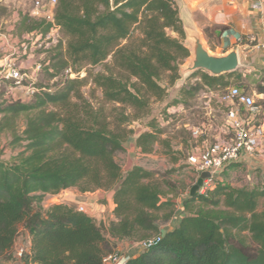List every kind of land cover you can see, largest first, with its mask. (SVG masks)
Masks as SVG:
<instances>
[{
	"label": "trees",
	"instance_id": "trees-1",
	"mask_svg": "<svg viewBox=\"0 0 264 264\" xmlns=\"http://www.w3.org/2000/svg\"><path fill=\"white\" fill-rule=\"evenodd\" d=\"M54 15L67 43L52 59V77L104 65V73L88 78L101 90L104 104L118 107L111 115L95 108L81 93L89 79L79 77L66 78L54 92L40 86L29 103H0V136L9 133L15 143L27 142L13 162L0 161V253L13 248L26 222L31 245L25 264H105L118 243L158 235L157 246L126 264H264V185L238 188L218 179L207 195L189 196L178 226L162 233L161 225L177 211L175 200L168 199L172 193L163 190L155 172L134 166L125 173L116 161L132 133L126 126L167 98L163 79L175 85L180 65L191 57L176 1L58 0ZM51 29L46 20L21 13L15 33L46 37ZM198 76L180 89L170 107L192 110L201 93H223L235 85L247 94L238 71L221 76L200 71L190 78ZM257 92L264 95V86ZM21 119L22 136L17 132ZM163 134L156 127L140 134L136 147L151 154ZM69 189L113 195L116 221L107 225L108 236L96 219L67 204L31 213L47 195Z\"/></svg>",
	"mask_w": 264,
	"mask_h": 264
},
{
	"label": "rangeland",
	"instance_id": "rangeland-1",
	"mask_svg": "<svg viewBox=\"0 0 264 264\" xmlns=\"http://www.w3.org/2000/svg\"><path fill=\"white\" fill-rule=\"evenodd\" d=\"M36 0H0V8L5 9L0 12V62L7 56L8 53H14L22 66L28 71L36 64L42 65V73L40 74L36 83V88L46 87L52 92L59 90L62 87V83L66 80L65 73H61L58 77L53 78L52 74L54 70L52 68V59L57 55V49L59 45H62L64 51L67 43V38L59 32L55 36V42L48 41L37 42L27 39V34L19 37L15 33L16 25L19 22L18 15L30 14L33 9ZM39 19V18H37ZM170 36L175 37L176 34L169 31ZM178 37V36H177ZM43 44L40 46L39 44ZM50 44V45H47ZM184 44L191 46L187 40H184ZM205 47L208 49L207 45ZM192 53L190 60H192ZM185 60V61H186ZM110 61V60H109ZM185 61L180 65V79L175 85L170 86L168 79L165 77L162 81V85L167 88L168 96L163 102H153L150 114L139 120L132 121L127 127L128 131L132 133L129 135L128 140L124 143V150L116 154V161L121 166L122 170L126 171L130 167L140 166L147 170L156 173L159 181H161L163 190L170 192L172 195L168 199H174L179 201L177 205V212L179 213L183 207L184 201L190 196L192 187L197 182V172L188 163L190 155L196 153L197 147H199L202 141L207 138L213 141L215 135H217V129L222 128L224 123V110L220 103H218V97L221 92H214V97L209 92H203L195 102V107L192 110L184 111L183 107H170V105L179 97L180 89L183 87V83H194L195 79H191V75L186 78L187 73L181 71V66L185 64ZM191 66V63H190ZM105 72L104 65H98L95 67H88L78 73H73L74 77L70 79H84L89 76H94L99 73ZM193 75V74H192ZM88 83L81 89V93L89 103L95 108L104 107L106 114L111 115L113 108L118 106H112L104 104L102 100V92L92 84V79L88 78ZM257 78L253 76L246 81L248 87L247 94L253 96V90H257L256 85ZM233 82V81H232ZM234 87L242 89L240 86ZM22 97V100L19 98ZM207 99H211V110L206 106ZM20 100L23 102H31L33 96L26 95L24 91H14L11 85H6L0 91V103L6 104L11 101ZM78 100L74 99V102ZM261 105L262 101L257 102ZM194 104V103H193ZM262 106V105H261ZM127 113H131L127 110ZM215 116L216 121L211 125L207 135L203 140H195L191 136V128L201 125H207L208 117ZM1 120V116H0ZM162 129L163 135H160L159 142L156 143L154 152L151 154H142L140 150L135 146V139L138 138L136 134H143L146 132L154 131V129ZM25 129V120L21 119L18 124L17 132L22 136ZM214 137V138H213ZM27 142L20 141L15 143V138L11 134H3L0 136V161L13 162V160L21 153L26 151ZM171 150V151H170ZM171 152V154H169ZM176 161V162H174ZM221 177V175H220ZM238 179V178H237ZM240 179V178H239ZM242 180V179H241ZM242 182V181H241ZM239 181L234 182L236 185H244ZM68 191V190H66ZM63 191L59 195H47L41 205L34 204L31 208V213L45 214L46 210L55 204H67L77 209L80 204H88L92 207H96L97 204L103 203L107 207V203L111 193H105L103 191H96L90 195L83 196V193L79 189H71L70 192ZM68 194H66V193ZM74 192V193H73ZM99 192V193H98ZM85 194V193H84ZM95 194V195H94ZM81 195L84 197H81ZM175 196V197H174ZM177 204V203H176ZM111 217V212L106 208L105 222L101 217V224L103 226L106 236H108V224ZM99 219V220H100ZM129 243V242H125ZM31 245V236L28 229V224L25 222L19 226V233L17 240L13 248L5 253H0V264H25V254L29 252ZM23 249L25 254L20 255V250ZM127 247L123 245V249L119 254L126 256Z\"/></svg>",
	"mask_w": 264,
	"mask_h": 264
},
{
	"label": "crops",
	"instance_id": "crops-1",
	"mask_svg": "<svg viewBox=\"0 0 264 264\" xmlns=\"http://www.w3.org/2000/svg\"><path fill=\"white\" fill-rule=\"evenodd\" d=\"M179 8L180 17L186 33H194L201 38L202 43L207 45L208 51L217 57H224L232 51H236L239 55L240 68L238 72L243 74L247 81L252 76L257 78L256 85L264 86V4L260 11L253 8V5L258 0H175ZM264 3V0H262ZM20 14L18 15L19 19ZM174 38H178L177 35ZM187 40V38H186ZM189 48V47H188ZM190 59V58H189ZM1 63V62H0ZM191 60L185 61L181 66V71H185L190 67ZM192 74H186V78ZM198 80V79H197ZM195 79V81H197ZM185 81L183 79L179 80ZM186 83L182 82L181 86ZM22 91V90H19ZM14 92V91H13ZM209 92L213 98V91ZM253 97L257 102L264 101V95L258 94L257 90H253ZM26 94V93H25ZM22 100V97H19ZM218 101V100H217ZM219 103V101H218ZM223 109L225 107L221 104ZM261 108L258 119L264 117V106ZM225 113V110H224ZM225 118V116H224ZM215 138L221 136L222 129H217ZM214 138V137H213ZM214 138V139H215ZM137 139V138H136ZM135 139V140H136ZM202 140H200L201 142ZM136 146V141H135ZM198 151V147L196 152ZM137 166V165H136ZM127 169V172L131 169ZM238 178V179H237ZM240 178V179H239ZM242 179V180H241ZM222 182L231 184L233 187H259L264 185V143L253 155L244 154L239 161L232 164L226 169L219 178ZM239 181L244 185H236L234 182ZM69 189L66 192H70ZM65 192V193H66ZM74 193V192H73ZM99 193V192H98ZM105 193V198L107 193ZM68 194V193H66ZM85 193L83 196L90 195ZM92 195V194H91ZM95 195V194H94ZM81 195V197H83ZM83 197V198H84ZM108 198V197H107ZM177 205L179 201H175ZM97 204L95 212L98 215L97 222L101 224V217L104 222L106 208L111 212L109 222L116 221L113 211L115 205L113 195L110 194L108 203ZM182 209L178 213L176 211L174 217L161 225L160 230L166 233L174 230L183 216ZM100 219V220H99ZM106 224V222H105ZM126 241L117 244V252H121L123 245L127 247V258L131 259L139 256L143 250L140 248V243Z\"/></svg>",
	"mask_w": 264,
	"mask_h": 264
},
{
	"label": "built area",
	"instance_id": "built-area-1",
	"mask_svg": "<svg viewBox=\"0 0 264 264\" xmlns=\"http://www.w3.org/2000/svg\"><path fill=\"white\" fill-rule=\"evenodd\" d=\"M58 0H36L31 11V17L44 19L52 24L51 32L43 37L33 33L27 35L28 40L37 42H55V36L59 34L60 28L55 25L54 8ZM263 1L258 0L253 8L260 11L263 8ZM43 43V44H44ZM39 44L40 46L43 45ZM50 45L46 43V46ZM264 48V44L262 45ZM42 73V65L36 64L29 71L18 61L15 54L8 53L0 63V91L6 85H11L13 91L22 90L26 95L33 96L39 92L36 83ZM66 78L74 77L71 70L65 71ZM206 106L211 110V99H207ZM218 101L225 107V119L221 136L213 141L206 137L211 125L216 121L215 116L208 117L207 125L191 128V136L195 140H203L198 151L188 158V163L197 172V180L203 173H209L210 177L203 181L198 194L207 195L215 186L221 173L229 165L236 163L244 155H253L264 143V117L258 119L261 108L253 96L243 93L239 88L231 87L223 92ZM218 134V133H217ZM82 212L97 220L98 215L94 207L88 204H80L77 207ZM162 241L158 235L150 240L140 243L144 250L157 246ZM25 251L20 250L22 256ZM129 258L121 256L119 252L109 255L104 259L105 264H126Z\"/></svg>",
	"mask_w": 264,
	"mask_h": 264
},
{
	"label": "water",
	"instance_id": "water-1",
	"mask_svg": "<svg viewBox=\"0 0 264 264\" xmlns=\"http://www.w3.org/2000/svg\"><path fill=\"white\" fill-rule=\"evenodd\" d=\"M186 38L191 46L192 60L191 66L185 71L187 74H195L203 71L212 76H221L224 74L236 72L240 68L239 55L236 51L230 52L224 57L212 55L204 46L201 38L194 33H186ZM140 134H136L139 137ZM209 173H203L192 187L190 196L194 197L198 193L203 181L209 178Z\"/></svg>",
	"mask_w": 264,
	"mask_h": 264
}]
</instances>
